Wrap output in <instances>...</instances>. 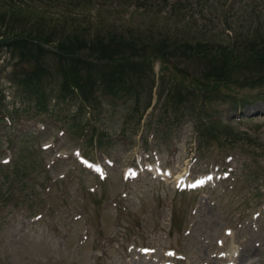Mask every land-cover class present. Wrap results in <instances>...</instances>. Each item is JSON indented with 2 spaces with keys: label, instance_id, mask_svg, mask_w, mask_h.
Masks as SVG:
<instances>
[{
  "label": "rangeland",
  "instance_id": "374dc122",
  "mask_svg": "<svg viewBox=\"0 0 264 264\" xmlns=\"http://www.w3.org/2000/svg\"><path fill=\"white\" fill-rule=\"evenodd\" d=\"M113 1L100 9L92 0L9 4L54 22L96 12L98 22L130 23L137 33L139 24L147 32L165 24L154 11ZM231 1L216 3L215 14L190 8L186 26L231 41L217 14ZM240 6H230V18ZM25 65L0 49V264H227L217 256L238 252L242 264H264V86L211 99L192 88L177 108L158 92L156 62L139 100L100 92L94 106L47 100L61 88L55 77L38 104L11 81ZM202 65L181 61L169 79L195 87Z\"/></svg>",
  "mask_w": 264,
  "mask_h": 264
},
{
  "label": "trees",
  "instance_id": "16d2710c",
  "mask_svg": "<svg viewBox=\"0 0 264 264\" xmlns=\"http://www.w3.org/2000/svg\"><path fill=\"white\" fill-rule=\"evenodd\" d=\"M92 1L98 5L97 9L114 3L113 0ZM116 1L125 6L134 3L139 10L154 11L149 15L164 19L165 24L149 32L143 31L139 24L137 33L130 23L98 22L96 12L88 19L77 17L74 23L54 22L42 16L44 11L33 10L34 14L26 16L23 8L9 4L11 0H0V49H6L12 58L26 64L23 71L11 78L20 96L35 98L38 104H43L47 93L44 85L56 77L61 88L56 98L53 97L55 90L49 89L51 97L47 100L71 102L74 99L84 106H94L99 92L114 98L139 100L149 87L147 80L150 77L154 80L156 62L162 70L158 92H166V102L177 108L188 100L192 88L199 89L198 95L203 98L206 99L205 94L211 99L213 93L229 94L241 88L264 86V0H232L228 9L222 8L217 13L222 15L219 17L224 27L233 32L229 42L203 39L204 31L200 36V32L192 31L193 26H186L192 22L190 8L196 6L215 14L216 3L225 4L226 0ZM236 3L241 4L235 8L240 15L230 18L229 8ZM205 14L199 15V19H207ZM210 20L204 25L207 34L211 33L207 28L213 23ZM49 57L59 63L58 72L50 65ZM192 60L203 64L198 85L176 84L169 79L173 78L171 71L177 72L179 62ZM35 151L39 152V148ZM43 168L46 172L45 165ZM5 176L1 174L0 180ZM12 192L3 198L13 196Z\"/></svg>",
  "mask_w": 264,
  "mask_h": 264
},
{
  "label": "bare ground",
  "instance_id": "6f19581e",
  "mask_svg": "<svg viewBox=\"0 0 264 264\" xmlns=\"http://www.w3.org/2000/svg\"><path fill=\"white\" fill-rule=\"evenodd\" d=\"M242 245L243 246H246L248 248V250L252 251V248L253 247L250 249V246H249L250 244H247L246 241H244V243H242ZM219 247H222V249L225 248V246H223V244H221ZM237 251H240V249L237 248ZM238 255H239V252H238V254H234V253L231 254V255H225V254H223V255H219L217 257L220 258L221 260H225V261H227L230 258L229 261L233 262L232 264H242L243 261L241 259H239Z\"/></svg>",
  "mask_w": 264,
  "mask_h": 264
}]
</instances>
